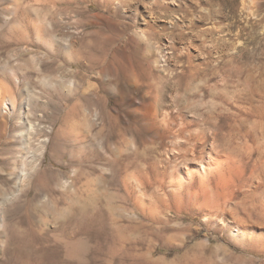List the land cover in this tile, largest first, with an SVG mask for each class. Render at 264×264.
<instances>
[{
    "label": "rangeland",
    "instance_id": "obj_1",
    "mask_svg": "<svg viewBox=\"0 0 264 264\" xmlns=\"http://www.w3.org/2000/svg\"><path fill=\"white\" fill-rule=\"evenodd\" d=\"M4 2H30L25 24L15 18L2 24ZM2 4L0 80L19 81L30 101L27 118L33 128L24 129L16 117L0 112V192L12 196H0V264H264V191L242 189L225 216L209 221L205 206L174 204L154 190L143 200L155 205L154 199H161L156 203L161 209L156 218L148 211L143 218L135 201L141 194H128L123 185L127 159L140 153V110L151 100L147 86L154 97L160 84L161 108L177 109L189 119L207 120L213 112L234 113L237 105L252 103L264 124V0ZM76 6L92 16L82 23ZM52 19L61 21L62 34L80 25L77 38L84 51L91 33L98 32L92 52L107 49L105 61L89 67L64 53L52 58L32 29L34 24L48 29ZM22 31L27 43L18 37L11 47L2 46L9 33ZM9 54L19 61L8 66ZM217 149L235 158L249 152L227 139H219ZM255 165L264 172L253 155L248 169ZM44 175L50 178L51 187L42 186L48 200L31 202ZM75 223L80 243L69 252L63 230ZM239 223L245 230L241 237L232 232Z\"/></svg>",
    "mask_w": 264,
    "mask_h": 264
},
{
    "label": "bare ground",
    "instance_id": "obj_2",
    "mask_svg": "<svg viewBox=\"0 0 264 264\" xmlns=\"http://www.w3.org/2000/svg\"><path fill=\"white\" fill-rule=\"evenodd\" d=\"M3 1L5 0H0V4H2ZM32 1L36 4H42L47 0ZM50 1L52 0H49V2ZM58 1L59 0H53L55 3H58ZM65 1L72 5L78 4L79 0ZM86 3L88 4V8L92 7V1H86ZM4 4L6 5L5 2ZM30 5V2H27L25 6H23V4L19 6L16 5V3L7 4L1 10V17L3 18L2 24L5 26L8 25L11 19L14 18L16 19L15 22H24L26 18H29L27 8ZM77 7L78 6L73 9H76L74 12L78 14L81 22L86 17L92 16L88 11H79ZM101 8L105 7L101 6ZM60 22L61 21L52 19V23L48 29H45V27L42 28L38 26V24H34V27H32V29L34 28L35 39L40 43V46L42 45L45 47L47 51L53 55L52 58L56 56L59 58L60 55L64 53L66 54L65 56L75 58V63H77V65L83 64L89 67L105 61L108 54L107 49L103 50L102 46H99V55L92 52L98 45L99 39L95 38L98 32L91 33L86 47L89 51H84L85 46H83V42L79 41L77 38L83 31L81 26L78 24L73 27L71 26L68 33L62 34ZM23 24H25V22ZM21 28L23 29L22 26ZM25 33V31H22L18 36L13 32L9 33L8 44L2 46L11 47V42L13 40L18 41L20 39L25 42V38L27 37ZM96 37L99 38V36ZM70 57L67 58L70 59ZM33 59L38 60L37 57H33ZM12 60L16 62L19 61L18 58L12 54L7 55L4 59L6 64ZM9 65L10 64H8V66ZM104 72L105 70L102 73ZM2 76L5 77L7 75ZM159 85L160 84H155L156 95L154 97L152 94L155 93V91L152 92L150 89L151 86H147L148 91L146 94L148 97H151V100L148 103L144 102L140 110L144 131L140 134L142 138L140 153L134 161L127 159L125 164L126 177L124 178L123 185L128 194H134L136 191L141 194L135 200L140 210L141 217H147L146 215H148V212H150L148 217H157L153 214L159 210L160 207H158L156 203H159L161 199H154L153 202L155 205H145V201L143 200V196L151 190H154L153 193H163L165 196L164 199H168V201H172L171 203L174 202V204L180 203L178 201L182 203V201L185 200L183 202H187L189 207L192 204L193 206H197L198 203L200 204V209L205 206L204 217L208 218L209 221L225 216L227 212L226 208L233 203L237 192L242 189L249 187L251 193L264 191V172L259 173L256 165L252 169H248L253 155H256L258 161L264 165V144L262 143L264 139V124L262 116L259 115L262 114L259 113L261 111H258L259 109L257 108L255 109L254 105L249 103V107L237 105L235 107L236 112L234 113H228V109H225L226 112L219 111L209 114L207 120L194 117V119H189L182 115L177 109L171 112L168 109L161 108V93L158 91ZM19 89V81L17 79H13L11 84L7 82V79L0 80V112L3 110L9 113L11 116L17 118L22 128L32 130L33 125L29 123L27 118L29 107H31L30 101L27 95L22 93V89ZM201 117L203 118V116ZM195 126H199L203 129H194ZM151 129L154 130L155 136H151ZM219 139L235 140L237 143L246 146L249 152L240 158L227 156L217 149ZM43 141L45 140L41 142L43 143ZM255 144L260 145L255 146ZM87 161L88 160H84L85 163H87ZM131 172L133 175H130ZM81 173L84 175L86 174L84 170H82ZM41 180L42 181H39L40 185L38 192L31 202L48 200V196L43 194V190L45 189L46 192L47 188L51 187L48 184L50 183V178L44 175L41 177ZM44 185H47V188H43L42 186ZM82 187L85 189L90 187V182L87 181ZM0 196H2L4 200H10L12 197L8 195L6 190H2ZM199 199H203V202L200 203ZM185 204L182 206H185ZM172 211V208L167 207V212L172 213ZM156 215L158 214L156 213ZM150 219L151 218H149V220ZM1 222L2 217L0 216V226ZM238 225H236L235 229L234 227L231 228L234 229L232 232L235 235L241 237L245 230L242 228L243 224L239 223ZM77 228L78 225L75 223L73 228H64L63 230L66 240L65 248L69 252H72L79 246L80 232ZM140 228L143 233L145 225H143L142 222L140 223Z\"/></svg>",
    "mask_w": 264,
    "mask_h": 264
}]
</instances>
